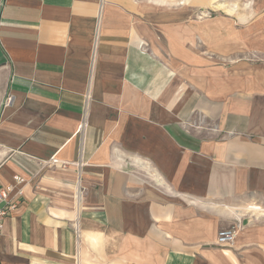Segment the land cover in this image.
<instances>
[{"label":"crops","instance_id":"crops-1","mask_svg":"<svg viewBox=\"0 0 264 264\" xmlns=\"http://www.w3.org/2000/svg\"><path fill=\"white\" fill-rule=\"evenodd\" d=\"M211 1L0 0V264H264V27Z\"/></svg>","mask_w":264,"mask_h":264},{"label":"rangeland","instance_id":"rangeland-1","mask_svg":"<svg viewBox=\"0 0 264 264\" xmlns=\"http://www.w3.org/2000/svg\"><path fill=\"white\" fill-rule=\"evenodd\" d=\"M211 3L214 4L213 9L215 10L212 12V9H209L211 12L201 14L200 18L224 14L239 22L242 20L248 23L256 21L257 24L264 27V0H212ZM260 36L264 37V34L258 35V37ZM262 41H264V38H262ZM256 42H260L259 38Z\"/></svg>","mask_w":264,"mask_h":264},{"label":"built area","instance_id":"built-area-1","mask_svg":"<svg viewBox=\"0 0 264 264\" xmlns=\"http://www.w3.org/2000/svg\"><path fill=\"white\" fill-rule=\"evenodd\" d=\"M7 196H8V191L2 192L1 194L2 199H6ZM13 208L14 206H7L4 208H0V234L4 229L5 219L8 217L9 213ZM236 236H237V230L235 228L222 229L218 233L217 244L223 248L230 247L236 240Z\"/></svg>","mask_w":264,"mask_h":264}]
</instances>
